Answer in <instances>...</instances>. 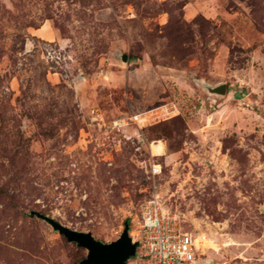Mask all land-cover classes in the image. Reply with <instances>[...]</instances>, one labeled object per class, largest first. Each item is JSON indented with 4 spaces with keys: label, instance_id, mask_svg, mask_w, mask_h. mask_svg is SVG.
Instances as JSON below:
<instances>
[{
    "label": "rangeland",
    "instance_id": "374dc122",
    "mask_svg": "<svg viewBox=\"0 0 264 264\" xmlns=\"http://www.w3.org/2000/svg\"><path fill=\"white\" fill-rule=\"evenodd\" d=\"M152 195L196 264H264V0H0V264L86 256L31 210L135 240Z\"/></svg>",
    "mask_w": 264,
    "mask_h": 264
},
{
    "label": "built area",
    "instance_id": "2783aa9c",
    "mask_svg": "<svg viewBox=\"0 0 264 264\" xmlns=\"http://www.w3.org/2000/svg\"><path fill=\"white\" fill-rule=\"evenodd\" d=\"M177 112L173 102L157 107L153 117ZM137 124L147 122L141 114L131 116ZM160 173L159 165L153 164L149 175ZM138 242L135 256L126 264H194L198 247L192 233L183 229L180 216L164 206L158 195L144 200L141 218L137 224ZM134 239V237H132Z\"/></svg>",
    "mask_w": 264,
    "mask_h": 264
},
{
    "label": "water",
    "instance_id": "95a60500",
    "mask_svg": "<svg viewBox=\"0 0 264 264\" xmlns=\"http://www.w3.org/2000/svg\"><path fill=\"white\" fill-rule=\"evenodd\" d=\"M120 58L124 62L127 60L126 54H120ZM200 85L211 95L224 96L226 93L224 82L215 85L200 83ZM29 215L45 221L53 230L64 236L68 242H74L78 247L85 249L86 256L80 261V264H126L136 254L138 242L133 240L128 233V220L123 222V229L115 240L102 242L95 239L88 231L71 229L38 211L31 210Z\"/></svg>",
    "mask_w": 264,
    "mask_h": 264
},
{
    "label": "bare ground",
    "instance_id": "6f19581e",
    "mask_svg": "<svg viewBox=\"0 0 264 264\" xmlns=\"http://www.w3.org/2000/svg\"><path fill=\"white\" fill-rule=\"evenodd\" d=\"M196 245L198 249L203 251L207 248L218 250L219 246L212 238L206 237L204 234H200L196 237Z\"/></svg>",
    "mask_w": 264,
    "mask_h": 264
}]
</instances>
